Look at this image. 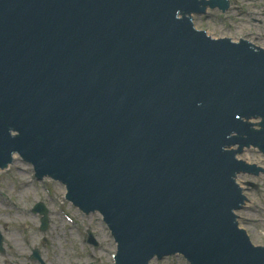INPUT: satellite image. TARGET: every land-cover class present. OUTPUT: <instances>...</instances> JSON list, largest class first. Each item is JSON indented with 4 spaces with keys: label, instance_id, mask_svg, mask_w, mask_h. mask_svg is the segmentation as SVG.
I'll use <instances>...</instances> for the list:
<instances>
[{
    "label": "water",
    "instance_id": "water-1",
    "mask_svg": "<svg viewBox=\"0 0 264 264\" xmlns=\"http://www.w3.org/2000/svg\"><path fill=\"white\" fill-rule=\"evenodd\" d=\"M190 7L0 0V150L41 172L61 163L80 202L134 208L147 229L125 240L132 263L181 251L196 264H264L232 224L241 198L229 180L242 167L222 149L264 146L243 119L264 118V51L193 32L174 12Z\"/></svg>",
    "mask_w": 264,
    "mask_h": 264
},
{
    "label": "rangeland",
    "instance_id": "rangeland-1",
    "mask_svg": "<svg viewBox=\"0 0 264 264\" xmlns=\"http://www.w3.org/2000/svg\"><path fill=\"white\" fill-rule=\"evenodd\" d=\"M230 6L232 5H239L243 4L249 7H255L257 5H261L264 7V0L262 3H258L256 0H253L254 2H251L249 0H229ZM230 17L233 20L229 22V27L231 29L230 35H240L247 34L250 30V25L246 24L249 22L252 18L258 20V22L261 21L259 24L258 22H254L257 26L258 30H262L264 28V18H262L261 14L259 13V10H253V12H250L248 14L240 13L238 10H232L230 13L218 15L219 18H225ZM198 17L195 18V20ZM262 18V19H261ZM236 19V20H235ZM214 18H207L206 20H202V24L209 23V29L215 34L218 35L222 33L221 30L224 28L223 25H218V21L213 25L212 22H214ZM241 20V21H237ZM254 43L260 46H264V37L262 39H255ZM243 158L249 159L251 161H260L261 162V155L255 153L254 151L246 150ZM20 170L21 172L17 171ZM9 175H12L13 179L18 182L22 183V185L26 184L27 188L26 191L30 192L34 189V187L29 183L27 179V175L24 172L23 168L21 166H18L16 168H13L10 173H6ZM6 174H2L1 178L4 180L7 185L9 184L10 180L4 178L3 176ZM246 180H251L259 184L261 186L258 190L249 189L247 190V195L250 198V202L247 205L246 208H244L240 213V223L241 226L244 227L250 237L253 243L264 245V174H262L259 178H255L252 176H245ZM14 187H17L16 185H13ZM53 191L55 193L54 199H47L48 205H54L56 201L59 205L62 204L63 201V189L61 186L54 184ZM30 195H23L22 201L19 199L18 202L26 207H29L31 203H27L31 200ZM27 203V204H24ZM67 208L68 205H65ZM55 209L57 206H53ZM71 214L73 216H77L74 211L71 210ZM29 222H24L23 217L16 216L14 220H10L7 217L4 218L3 211L0 210V225H3L4 222L6 223L7 229H9V234H18L22 231L23 227L26 229L25 233H27L30 236H33L34 241L38 242L39 236H42L40 231L38 230V219L32 217L31 215H28L27 217ZM79 218V232H76L68 228V224L63 221L57 219V217H52L51 223L54 226H57L60 231H55V228L50 226L47 233H49V236H57V242L55 247V257L58 254V257H56V260H54V255H47V260L49 261V264H111L110 260V254L114 250V244L107 233V231L99 225V222H96V219L98 218L97 215L89 216V217H83L78 216ZM81 227L83 229V232L86 227L95 228L94 233L97 236V239L100 242V246H102L99 250H93L92 246H89V244H86L84 240L82 239L81 234ZM63 236V237H62ZM12 238V236H10ZM8 255H3L0 253V263L2 264H32V261L29 260V253L24 248V246L19 247L17 251H7ZM88 253H92V256H88ZM166 264V262H164ZM160 263V264H164ZM157 264V263H155ZM167 264H173L170 262H167Z\"/></svg>",
    "mask_w": 264,
    "mask_h": 264
},
{
    "label": "bare ground",
    "instance_id": "bare-ground-1",
    "mask_svg": "<svg viewBox=\"0 0 264 264\" xmlns=\"http://www.w3.org/2000/svg\"><path fill=\"white\" fill-rule=\"evenodd\" d=\"M43 139H44V137H43ZM260 142H261V141H260ZM249 144H251V143H247L246 145H249ZM26 160L30 161V160H32V159L26 157ZM32 161H33V160H32ZM33 162H34V161H33ZM11 163H12L14 166H20V165H22V161H21L20 159H18V158H14V159L11 161ZM14 208L17 209L15 206H14ZM25 236H28V234H25Z\"/></svg>",
    "mask_w": 264,
    "mask_h": 264
}]
</instances>
